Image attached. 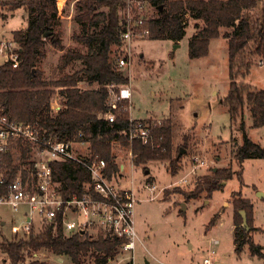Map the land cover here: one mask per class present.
Wrapping results in <instances>:
<instances>
[{"label": "trees", "instance_id": "obj_1", "mask_svg": "<svg viewBox=\"0 0 264 264\" xmlns=\"http://www.w3.org/2000/svg\"><path fill=\"white\" fill-rule=\"evenodd\" d=\"M152 7L146 27L148 40H168L178 43L185 37L188 20L195 22L194 32L188 40V58L200 59L208 55L212 39L224 38L228 45L229 88L221 99L227 108L230 122L239 123L242 132L241 145L234 152V159L240 166L248 159L264 160V148L253 142L245 129V110L251 120V128L264 127V90H256L238 78L245 79L257 59L264 63V0L258 15L252 12L258 8L257 0H145ZM125 4L119 0H77L75 20L81 27V35L76 40L86 47V53L68 51L62 58L63 67L79 63L80 70L63 74L56 81L46 82L36 68L43 56L46 41L53 47L61 48V43L53 31L58 19L57 0H0L1 10L14 12L18 9L28 14L24 30L12 33V39L19 45V65L0 66V106L16 121L38 124L50 136L59 141L73 139L86 141L88 151L108 164L109 172L116 171L114 151L127 148L128 113L123 111L125 103L118 102L114 123L102 118L108 111V87L116 89L129 84V79L115 60L111 59L112 48L120 49L122 42V16L120 10ZM161 7V10L159 8ZM0 14V19H3ZM87 82L93 89L82 90L79 84ZM58 89L60 110L53 114L49 101ZM172 129L170 118L152 130L153 146L141 141L132 142L133 165L145 166L152 161L167 162V170L178 172L181 159L177 149L172 153ZM81 134V137H78ZM159 138L161 140H159ZM55 180L61 185V193L68 196L81 191V182L86 175L77 165L61 162L56 165ZM242 168L236 174L242 180ZM234 172L217 170L213 182L198 185L192 192H184L186 199L196 200L202 193L210 198L212 193L223 188L222 183L233 179ZM232 222L234 225L233 252L240 256L247 247L251 257L264 260L262 248L253 243V207L240 194L232 197ZM244 211L247 231L242 226L239 214ZM218 215L209 221L206 230L212 227ZM119 241L112 238L90 237L87 235L64 236L59 225H43L32 231L24 239L0 242L8 264H24L27 255L47 252L55 257H65L72 264H108L115 257ZM29 264H45L32 261Z\"/></svg>", "mask_w": 264, "mask_h": 264}, {"label": "rangeland", "instance_id": "obj_2", "mask_svg": "<svg viewBox=\"0 0 264 264\" xmlns=\"http://www.w3.org/2000/svg\"><path fill=\"white\" fill-rule=\"evenodd\" d=\"M4 1V0H1ZM63 1V0H62ZM64 0V8L53 25L54 34L60 40L61 48L53 47L46 41L43 56L37 69L46 82L56 81L63 74H72L81 68L79 63L63 67L61 58L68 51L86 53V47L76 40L81 35V27L75 20V2ZM252 15H258L262 0ZM61 6V0L58 2ZM149 13H153L148 6ZM121 16L123 10H120ZM0 40H10L12 33L24 30L28 14L18 9L8 12L1 10ZM58 16V15H57ZM194 22L188 20L185 37L173 48L168 40L152 41L139 39L129 47L130 65L122 68L129 79L131 90L132 119L165 120L170 118L172 129V153L183 151L178 162V172L167 170L168 163L149 162L145 169L128 163V152L116 148L115 160L125 165V181L133 182L138 203L134 208L136 232L142 242L134 251V264H202L209 250L216 249V264H264V260L250 257L245 248L240 257L233 253L232 197L240 194L249 199L253 210V243L261 246L264 255V160L248 159L238 165L234 159L236 148L241 145L242 132L239 123H231L227 108L221 99L229 88L228 45L222 38L212 39L208 55L200 59L188 58V40L194 31ZM117 48H112L111 59L115 60ZM256 90H264V63L256 59L249 75L238 78ZM82 90L93 89L86 81L79 84ZM49 101L60 103L58 89ZM130 105V104H128ZM130 113V115H129ZM244 125L249 138L264 148V127L251 128V120L245 110ZM193 157L205 162V167L188 177L186 187L176 185L177 181L190 171ZM242 168V180L236 178ZM217 170H230L235 173L223 188L208 198L202 193L196 200L186 199L184 192H192L198 185L213 182ZM149 172L146 174L145 172ZM145 183L153 184L157 190L155 199L143 189ZM182 205L185 210L182 211ZM26 208L15 212L9 207H0V239H13V229L21 230ZM218 214L214 227H206L211 218ZM247 219V218H246ZM210 229V230H209ZM249 231V230H248ZM211 241H216L214 246ZM129 254L116 258L108 264H126ZM38 261L45 264H72L65 257H55L47 252L37 257L27 255L24 264Z\"/></svg>", "mask_w": 264, "mask_h": 264}, {"label": "built area", "instance_id": "obj_3", "mask_svg": "<svg viewBox=\"0 0 264 264\" xmlns=\"http://www.w3.org/2000/svg\"><path fill=\"white\" fill-rule=\"evenodd\" d=\"M64 1V0H63ZM61 0L57 15L65 3ZM125 4L122 13V32L116 57L119 68L130 65V45L135 40L149 37L146 22L150 16L145 0H119ZM149 6V5H148ZM19 45L12 38L0 40V66L19 65ZM260 64H263L260 62ZM108 111L102 118L112 124L119 110L118 102L125 103L123 111L131 109V90L128 85L108 87ZM130 104V105H128ZM57 102L50 105V111L56 114L60 110ZM160 120H133L128 117L127 139L129 146L128 163L132 165V142L139 140L143 145L153 146L152 130L160 126ZM81 137V134H78ZM159 140H161L159 138ZM76 148L83 153L76 152ZM123 149V148H121ZM71 162L77 165L86 180L82 181L81 191L68 196L61 193V185L55 180L56 165ZM116 171L109 172L108 164L88 151L86 141L73 139L59 141L50 136L47 130L38 124L23 123L14 120L0 106V207H9L17 212L26 208L21 230L13 229V239H24L43 225L53 224L61 227L64 236L87 235L102 238L112 237L119 241L115 257L129 254L126 264H134L136 244H142L135 228L134 208L138 203L133 182L125 181V166L115 161ZM205 162L193 157L190 171L177 181L176 185L186 187L188 177L193 176ZM143 189L155 199L157 188L145 183ZM1 222L0 225H3ZM4 239V238H3ZM0 239V242L3 240ZM12 240V239H11ZM215 246L216 241H211ZM143 245V244H142ZM38 253H33L37 257ZM216 249L208 251L202 264H216ZM0 264H8L5 253L0 249ZM116 264H119L116 261Z\"/></svg>", "mask_w": 264, "mask_h": 264}, {"label": "crops", "instance_id": "obj_4", "mask_svg": "<svg viewBox=\"0 0 264 264\" xmlns=\"http://www.w3.org/2000/svg\"><path fill=\"white\" fill-rule=\"evenodd\" d=\"M194 24H195V22H194ZM193 32H194V31H193ZM192 34H193V33H191V35H192ZM180 42H181V41H180ZM180 42H178V43H172V44H173V48H177V47L179 46L178 44H179ZM128 85H129V84H128ZM220 102H221V101H220ZM130 110H131V109H130ZM130 110H129V112H130ZM124 112H127V111H124ZM127 113H128V112H127ZM129 115H130V113H129ZM128 117H129V116H128ZM167 119H168V118H167ZM133 120H138V121H139V120H147V119L145 118V119H133ZM155 120H159V119H155ZM160 121L162 122V120H160ZM172 124H173V123H172ZM76 152L79 153V154L83 153L82 150H80L79 148H76ZM115 161H116V160H115ZM118 163H119V162H118ZM130 165H131V164H130ZM124 166H125V165H124ZM131 166H134V165H133V162H132V165H131ZM147 174H149V172H148ZM224 184H225V183H222V185H224ZM240 196H241L242 199H245V198L242 197V195H240ZM246 200H249V199H246ZM249 202H250V200H249ZM250 203H251V202H250ZM251 205H252V204H251ZM216 215H218V214H216ZM214 216H215V215H214ZM218 219H219V216H218ZM218 219L215 221V223H214V225H213L212 227H214V226L216 225ZM253 223H254V219H253ZM254 224H255V223H254ZM207 225H208V224H207ZM212 227H210V229H211ZM210 229H209V230H210ZM205 231L207 232L208 230H205ZM231 232H232V235H233V234H234V225H232V227H231ZM216 245H217V242H216ZM216 245H215V246H216ZM259 246H260V245H259ZM245 248H247V247H245ZM245 248H244V249H245ZM243 251H244V250H243ZM233 253H234V252H233ZM242 253H243V252H242ZM242 253H241V254H242ZM241 254H240V255H241ZM249 255H250V254H249ZM238 257H240V256H238ZM250 257H251V256H250ZM216 260H217V259H216ZM216 262H217V261H216Z\"/></svg>", "mask_w": 264, "mask_h": 264}, {"label": "water", "instance_id": "obj_5", "mask_svg": "<svg viewBox=\"0 0 264 264\" xmlns=\"http://www.w3.org/2000/svg\"><path fill=\"white\" fill-rule=\"evenodd\" d=\"M159 10H161V7L159 8ZM182 153H183V151L180 150V152H179V156H181ZM145 173L147 174L148 172L146 171ZM181 210H182V211L185 210V206H184V205H182ZM239 214H240V216H241V218H242V226L248 231L249 229H248V227H247V219H246V214H245V212H244V211H240Z\"/></svg>", "mask_w": 264, "mask_h": 264}, {"label": "bare ground", "instance_id": "obj_6", "mask_svg": "<svg viewBox=\"0 0 264 264\" xmlns=\"http://www.w3.org/2000/svg\"><path fill=\"white\" fill-rule=\"evenodd\" d=\"M58 8H60V7L58 6Z\"/></svg>", "mask_w": 264, "mask_h": 264}]
</instances>
